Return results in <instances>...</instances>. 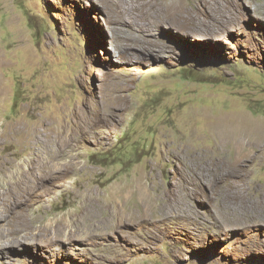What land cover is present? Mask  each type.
<instances>
[{"label":"rangeland","instance_id":"374dc122","mask_svg":"<svg viewBox=\"0 0 264 264\" xmlns=\"http://www.w3.org/2000/svg\"><path fill=\"white\" fill-rule=\"evenodd\" d=\"M239 1L0 0V190L63 237L0 264H264V8Z\"/></svg>","mask_w":264,"mask_h":264},{"label":"bare ground","instance_id":"6f19581e","mask_svg":"<svg viewBox=\"0 0 264 264\" xmlns=\"http://www.w3.org/2000/svg\"><path fill=\"white\" fill-rule=\"evenodd\" d=\"M102 2H104L107 6L108 3L111 4L109 2V0H101ZM229 1H236L237 3H239V0H229ZM100 2V1H99ZM115 2V1H114ZM151 3V2H150ZM114 4V3H113ZM103 7V6H102ZM259 8H264V0H261L258 2V10ZM215 9V8H214ZM111 10V9H110ZM113 11V10H112ZM116 12V11H115ZM217 12V11H216ZM122 15V14H121ZM111 16V15H110ZM115 16V15H114ZM114 19V17H113ZM113 19H111L113 21ZM116 20V19H115ZM214 22V21H212ZM216 23V21L214 22ZM213 24V23H212ZM220 27L219 24H214L213 27ZM206 28L207 26L203 25V24H198V26H196V28ZM218 31V30H216ZM212 36V35H211ZM208 41H199V43H207ZM40 139L39 135L37 136L38 140ZM242 139V138H241ZM245 141V140H244ZM251 142V141H250ZM248 143V142H247ZM36 146V145H34ZM68 149V148H67ZM54 151H50L48 150V148H44V143L42 145H39L38 147H36V155L38 157H41L44 161L45 160H49L50 159H55L57 158V153L59 151V148H55L53 149ZM66 150V149H65ZM64 151V149H63ZM67 152V150H66ZM64 153V152H63ZM62 154V153H60ZM198 153L193 154L194 156H196ZM203 154V153H200ZM47 155V156H45ZM66 155V154H64ZM61 156V155H60ZM193 156V157H194ZM198 156V155H197ZM196 156V157H197ZM64 157V156H63ZM66 157V156H65ZM64 157V158H65ZM69 157H71L69 155ZM208 157V156H207ZM214 157V156H212ZM63 158V159H64ZM195 158V157H194ZM206 159V158H205ZM215 159V158H214ZM213 159V160H214ZM237 161L233 162L234 164H238L240 160L239 157L236 158ZM70 160V159H68ZM199 160V159H198ZM40 161V160H38ZM46 161V162H47ZM48 161V162H49ZM52 161V160H51ZM204 161V160H203ZM210 161V160H209ZM72 161H70L71 163ZM229 162V161H227ZM226 162V164H227ZM37 163V162H36ZM40 163V162H38ZM44 163V162H43ZM69 163V162H68ZM210 163V162H209ZM213 163V162H212ZM215 164V163H214ZM223 164V162H222ZM229 164V163H228ZM233 164V165H234ZM41 165V164H40ZM47 165V164H46ZM75 165V163H74ZM196 165V163H195ZM72 166V165H71ZM203 166V165H202ZM206 166V165H205ZM210 169L212 168H216L215 166L210 165ZM228 166V165H227ZM236 166V165H235ZM36 167V166H35ZM77 167V166H75ZM218 167V166H217ZM226 167V166H225ZM229 167V166H228ZM233 167V166H232ZM240 167V166H239ZM69 168H74V167H69ZM199 168V167H198ZM68 169V168H67ZM66 169V170H67ZM196 169V168H195ZM226 169V168H225ZM76 170V169H75ZM74 170V171H75ZM198 170V169H197ZM201 170V169H200ZM203 170V169H202ZM217 170V168H216ZM73 171V170H72ZM73 171V172H74ZM220 171V170H219ZM21 172V171H20ZM68 172V171H67ZM202 172V171H201ZM209 172V171H208ZM198 173V172H197ZM67 174V173H65ZM64 174V175H65ZM68 174H70L68 172ZM194 174V173H193ZM199 174V173H198ZM195 175V174H194ZM206 175V174H205ZM220 175V174H219ZM221 176V175H220ZM64 177V176H63ZM15 178V177H14ZM196 178H198L202 184H204V177L203 175H196ZM5 179V177H4ZM241 180V179H240ZM237 181V180H236ZM15 182L17 184V188L13 187L11 184H7L6 186H4V190H0V258L1 260L4 262L6 260V258L10 257V252L11 250H16V249H21V250H28L29 248H33L35 249H39V246H43L44 242H50L49 240H47L44 237L41 236L40 230H42V228L44 230H46V233H51V241H53L54 239H58V238H63L62 237V228L55 227V223L54 221H46V222H40L38 223L37 220H31L28 218V213L29 210H27L28 206H29V200L30 198L27 196L33 195L31 194V190L28 189L26 187V185L24 184V180L22 181V178L20 177H16L15 178ZM233 182V181H232ZM229 183V182H228ZM235 186V185H234ZM235 189H238L237 186ZM240 190V189H239ZM241 192V191H240ZM87 197V196H86ZM85 197V198H86ZM264 197V196H263ZM88 199V198H87ZM86 199V200H87ZM264 200V199H263ZM85 201V200H84ZM88 202V200H87ZM86 202V204H87ZM257 202V201H256ZM255 203V202H254ZM83 205H85V202L83 203ZM258 205V204H257ZM253 208H250V210L252 211ZM27 210V211H26ZM255 210V209H254ZM259 211V210H258ZM81 217L83 218H90L94 215H92V213L90 212V210L88 208H85L82 212H81ZM251 214V213H250ZM257 216V215H256ZM97 218V217H96ZM261 219V218H260ZM12 220H15V224L13 226V229L9 232V233H5L2 231V221H8L11 222ZM89 220V219H88ZM94 225V224H93ZM36 226V227H35ZM69 226V224H68ZM41 227V228H38ZM36 228L37 231H36ZM53 228H55V230L53 231ZM76 226L75 223L72 225L71 223V227L69 229L68 234H66V239L68 240H73L74 237H76V230H75ZM66 229V228H65ZM45 233V234H46ZM43 239V240H42ZM12 255V254H11Z\"/></svg>","mask_w":264,"mask_h":264}]
</instances>
